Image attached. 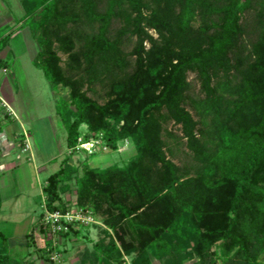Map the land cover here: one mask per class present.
Wrapping results in <instances>:
<instances>
[{"label":"trees","instance_id":"16d2710c","mask_svg":"<svg viewBox=\"0 0 264 264\" xmlns=\"http://www.w3.org/2000/svg\"><path fill=\"white\" fill-rule=\"evenodd\" d=\"M20 1L41 47L35 66L68 90L57 101L68 151L89 132L110 151L136 146L124 165L83 163L82 175L69 154L43 187L46 208L65 211L75 180L74 204L103 220L93 264H264V0ZM183 140L191 162L178 165L171 141ZM42 216L24 264L59 251ZM20 263L0 231V264Z\"/></svg>","mask_w":264,"mask_h":264},{"label":"rangeland","instance_id":"374dc122","mask_svg":"<svg viewBox=\"0 0 264 264\" xmlns=\"http://www.w3.org/2000/svg\"><path fill=\"white\" fill-rule=\"evenodd\" d=\"M2 1V0H0ZM7 4V8L13 18H19L23 14V9L18 5V0H3ZM9 15V14H8ZM9 19V18H8ZM8 19L6 24L2 26L0 35L3 37L5 33L10 34L13 27ZM28 26H34L27 23ZM32 30V27H31ZM33 32V30H32ZM11 38V37H10ZM21 38L12 41V47L19 45ZM133 44L127 45L125 50L131 51ZM63 60L67 56L60 53ZM24 58V57H23ZM10 64L13 63V57H7ZM27 59V58H25ZM24 60V59H23ZM25 61V60H24ZM64 66V63L62 64ZM36 77L24 81V93L32 102L37 116V131L32 130L30 126L25 127L26 136L32 143L31 152H22L16 148L15 152L8 156L0 151V231L3 232L10 240V255L19 259L20 264H24L27 257L28 249L26 247V234L32 229L33 225L38 221L40 214L45 211V197L43 187L47 178L59 170L61 162L70 154V163L79 168V175L83 173V167L86 163L90 168L104 169L113 165H124L136 155V146L133 141L124 142L120 151H97L90 154L84 149L68 151L67 148V130L61 117L57 114V101L61 97L68 98V90L54 89L44 72L38 68L34 70ZM38 76V77H37ZM192 85V93L198 94L200 85L195 74L189 75ZM101 93V92H100ZM55 95L57 97H55ZM91 96L98 99L100 103L104 102V98L100 95ZM4 94L0 91V126L1 133L13 129L20 131L19 123L14 124V120L8 114L3 112ZM8 115V116H7ZM167 128L177 136H181L179 126L169 123ZM85 129V127H83ZM32 136V137H30ZM22 139H25L22 134ZM174 145L176 156L171 157L178 165H184L191 162L190 153L185 145ZM37 150V151H36ZM74 152V153H73ZM48 158L51 161L44 162ZM19 166V167H16ZM15 166V168H14ZM65 201L70 203L76 202V184L73 180L70 184V191L62 194ZM99 224L90 225L82 229L79 235H72L66 239H59L57 249L61 253L62 259L56 261H45L39 258L37 252L30 256V260L34 264H93L95 244L104 237L103 230L107 227L103 220L96 216ZM46 239L43 234H38V245L43 246ZM22 259L24 261H22ZM127 263L130 264V257H126ZM154 264H161L152 257ZM264 263V254L261 256Z\"/></svg>","mask_w":264,"mask_h":264},{"label":"crops","instance_id":"0c3cea01","mask_svg":"<svg viewBox=\"0 0 264 264\" xmlns=\"http://www.w3.org/2000/svg\"><path fill=\"white\" fill-rule=\"evenodd\" d=\"M18 5L23 9L20 0H18ZM10 12L6 2L3 0L0 1V32L8 18L13 30L16 29L11 32V38L8 44L0 51V58L7 62V65L0 69V91L5 97L3 112L13 118L15 121L14 124L19 123L20 131L11 129L6 133H1V130L0 151H2V154L5 156H8L15 152L16 148H19L22 152H31L33 158L32 143L26 136L27 132L25 127L27 125L30 126L32 130L35 129L37 131L38 118L34 105L29 98L25 96L23 90L25 87L24 81L36 77V72L34 70H38V68L34 64V59L40 52L41 47L37 41L36 35L32 32L31 27L28 26V22L25 21V10L23 9V14L19 18H13ZM6 35L8 34L5 33V36ZM3 37L0 35V39ZM16 38L21 39L18 47L13 48L12 41ZM9 56L13 57L12 64L8 62L7 57ZM55 97L57 96L55 95ZM22 134L23 137H25L22 143L24 145L23 148H21V142L19 141L22 139ZM52 159L53 158H48L44 162H48V160L51 161ZM16 167L19 166L16 165Z\"/></svg>","mask_w":264,"mask_h":264},{"label":"built area","instance_id":"2783aa9c","mask_svg":"<svg viewBox=\"0 0 264 264\" xmlns=\"http://www.w3.org/2000/svg\"><path fill=\"white\" fill-rule=\"evenodd\" d=\"M87 136L89 140L85 141L82 136L75 150L84 149L90 154H95L98 150H108V147L103 143L101 138H96L94 134L90 132L87 133ZM120 150H122L121 147L119 151ZM44 208L45 211L43 212L41 221L47 229L53 246H57L58 240L62 239V233L70 232L71 228L80 229L81 227L99 224L92 211L80 208L74 203L68 205L65 211H49L45 205ZM61 259V253L55 251L51 254L52 261L58 262Z\"/></svg>","mask_w":264,"mask_h":264},{"label":"water","instance_id":"95a60500","mask_svg":"<svg viewBox=\"0 0 264 264\" xmlns=\"http://www.w3.org/2000/svg\"><path fill=\"white\" fill-rule=\"evenodd\" d=\"M1 130H2V127L0 126V132H1Z\"/></svg>","mask_w":264,"mask_h":264}]
</instances>
